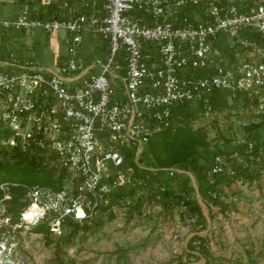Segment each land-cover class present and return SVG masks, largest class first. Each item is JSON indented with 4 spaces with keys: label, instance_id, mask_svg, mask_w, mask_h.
<instances>
[{
    "label": "built area",
    "instance_id": "1",
    "mask_svg": "<svg viewBox=\"0 0 264 264\" xmlns=\"http://www.w3.org/2000/svg\"><path fill=\"white\" fill-rule=\"evenodd\" d=\"M19 2L21 16L0 20V34L63 31L70 54L54 66L29 60L0 72V122L10 133L9 139L0 138V145L15 146L20 139L27 149L40 148L46 168L64 171L66 177L62 189L0 184V228L11 226L0 231V264H29L16 255L19 225L50 220L51 231L61 234L65 220L93 219L122 190H135L120 199L132 205L126 217L175 220V227L199 231L200 216L189 198L171 197L165 209L160 193L166 187L159 194L153 188V176L164 173L171 179L192 173L146 166L142 153L155 134L181 124L178 108L183 105L197 107L209 119L217 115L214 98L224 94L225 102L240 96L256 100L264 111V0H71L68 14L51 19L33 15L39 10L36 0ZM84 34L91 44L100 38L104 52L92 59L76 57ZM223 36L229 39V54L232 45L246 54L236 60L225 57ZM256 37L260 44L253 42ZM241 144H246L243 151L213 157L206 171L208 184L218 177L242 182L237 168H249L257 156L252 142ZM130 158L146 173L137 174ZM11 188H24L30 203L12 225L7 215ZM208 195L223 200L218 190ZM179 236L177 232L174 238Z\"/></svg>",
    "mask_w": 264,
    "mask_h": 264
},
{
    "label": "rangeland",
    "instance_id": "2",
    "mask_svg": "<svg viewBox=\"0 0 264 264\" xmlns=\"http://www.w3.org/2000/svg\"><path fill=\"white\" fill-rule=\"evenodd\" d=\"M66 36L67 34L63 31L59 32V35L42 34L39 38L40 44L33 53V58H36L38 62L40 57L47 61L50 66H54L61 56L69 57L70 51ZM104 49L105 43L100 38L97 37L95 44H91L89 36L84 34L83 43L77 50L76 57L92 59L94 53L97 54L102 50L99 52L102 54ZM231 49H234V52L228 56L232 60L246 54L245 51L237 49L234 45L231 46ZM225 65L228 64L225 63ZM8 69L9 67L5 70ZM246 101L248 100L243 96L227 98L226 109L218 112L217 115H212L209 119H205L202 115L196 116L197 119L193 122V128L196 130L207 127V138L211 144L212 153L222 147L228 150L226 142L232 148L240 145L247 138L248 128L250 124L257 121L256 118L261 110L255 105V100L252 99H249L250 104L248 106L243 107ZM4 146L7 145H0V158L11 159L10 154L2 150ZM128 151V155L130 152L132 153V150L129 149ZM129 156L132 157L131 154ZM129 161L132 163V158ZM42 163L38 168L46 167L44 162ZM29 177L34 179V185H44V182L49 179L47 173L36 175L32 172ZM241 185L240 183L239 186ZM242 187L243 189L246 188V184ZM246 191L248 192L247 195L244 193L236 199L238 202H242L245 207L251 205L250 208H254V211L248 213L245 208L243 215H256V219L250 220V225H245V230L237 229L238 236L235 235V232L231 233L228 237L230 240L228 243L221 244V247L217 245L213 250L217 257L225 256L231 258L232 261L238 259L241 264H251L244 251L245 246H247V250L252 252L253 262L264 264V246L262 245L264 210L261 211L264 197L258 196L259 193H253L249 189ZM127 211H133L132 205L128 201H119L113 210L101 211L98 215H102L103 223L98 226L93 225L92 229L86 233H80V236L66 247L60 243V240H62V235L69 234L70 229L63 232L64 234L53 233L54 235H51L46 232H34L32 228L35 225L33 224L19 225L18 228H21L22 231L17 233L16 255L29 264H61V262L63 264H179L181 262L183 264H205V258L199 259L186 255L190 232H194L189 230L188 226L175 227V220H153L148 217L129 222V216H125ZM83 223L85 224V222ZM89 224L91 225L93 222ZM177 232L180 235L179 239L174 238ZM242 232L244 235L240 237L239 233ZM248 234L249 236H247ZM212 239L216 244L221 243L219 237L218 240L215 239V236ZM226 260L221 259L218 264H227Z\"/></svg>",
    "mask_w": 264,
    "mask_h": 264
},
{
    "label": "trees",
    "instance_id": "3",
    "mask_svg": "<svg viewBox=\"0 0 264 264\" xmlns=\"http://www.w3.org/2000/svg\"><path fill=\"white\" fill-rule=\"evenodd\" d=\"M38 3V1L36 0ZM51 11H43L41 8L34 13L35 17L40 19H51V18H58L60 17L61 13H56ZM256 44H260V40L258 37L254 38ZM5 69L0 68V72L4 71ZM223 97L224 99L222 100ZM226 95L217 96L214 98V109L217 112H222L226 109L225 100ZM216 99V100H215ZM243 104V107H246L250 104L249 99H247ZM255 105L258 106V102L254 101ZM228 108V107H227ZM253 109V108H252ZM261 112V111H260ZM178 113L182 115L179 123L171 129L162 131L158 134H155L151 137L150 141L147 144V148L144 149L141 157V161L145 163L146 166L152 168H170V167H177L182 169L186 172H191L199 181V192L200 195L205 200H212L208 192L212 190H218V181H223L224 179L221 177L217 178L215 184L210 185L207 181V174L206 171L208 169V165L212 162L213 157L218 153H225L235 150L243 151L246 147V144H240L238 146L229 147V144L226 142L228 146V150L221 148L216 152L212 153L211 144H209L207 138V127H202L198 129L193 128V122L197 119L196 116L202 115L198 108L195 107L194 109H188L186 106H181L178 108ZM257 121L250 124L248 128L247 138L245 142H252L254 144V154L257 156L262 151L264 147L263 142V132H264V111L258 114ZM1 123V122H0ZM216 123V122H215ZM2 123L0 125V138L9 139L10 133L8 129L2 128ZM5 127V126H4ZM7 127V126H6ZM2 150L8 154H10L11 159L8 158H0V184L3 182H16L21 184L27 185H34V179L29 177V174L34 172L36 175L41 173H47L49 175V179L44 182V185L53 187L55 189H62L64 185V179L66 174L64 171L57 173V169H48L38 168L42 162H44L43 155L40 153V148L32 147V148H25L22 140H17L15 146L7 145L2 147ZM12 160V161H11ZM257 161V160H256ZM255 161V162H256ZM254 162V163H255ZM43 164V163H42ZM132 165L136 167V165L132 162ZM253 164V163H251ZM238 176L249 178L248 169H241L237 168ZM137 174H144L146 171H140L136 167ZM153 180L156 185L153 187L154 191L159 194L160 187L165 186L166 191L161 192V202L164 205L165 209H168L170 204V198L173 197L176 200H181L184 198H189L188 204L191 206L193 212H196L200 216L199 225L201 226V231L205 227L206 218L204 213L196 201L194 196V189L191 186V180L187 174L176 175L174 178H166L164 173L160 175L153 176ZM227 181H233L232 179L228 178ZM12 197L10 200L7 201V215L11 220V225L17 223L20 217V213L30 204L29 201L26 199V191L24 188H11ZM135 194L134 189L130 190H122L118 192L114 197H112V201L110 206H101L97 215L91 219L87 220L84 223H79L73 220H65L61 225V233L65 232L67 229H70L69 234L62 235L60 243L63 246L70 245L80 233H86L90 229H92L93 225H101L103 223V218L100 212L106 211L111 206L117 205L120 199L124 196H133ZM3 197V192L0 190V199ZM205 200V201H206ZM220 200L214 201L215 203H221ZM138 210L139 208H134ZM133 216H129V222L132 220ZM93 222V224H89ZM7 228H11V226H6L4 228H0V231L5 230ZM32 230L37 233H49L54 235L51 231V225L49 222H42L35 225ZM22 231L21 228L17 229V233ZM193 238L190 239L188 243V250L186 252L187 256H193L194 254L191 251L200 250L204 255L207 257H211L207 247L205 240L197 234ZM64 234V233H63ZM86 238V236H85ZM195 241L199 242V246L195 245ZM249 261L251 264H256L253 262V259L249 253ZM63 264V262H61ZM179 264H183L182 262ZM207 264V263H206Z\"/></svg>",
    "mask_w": 264,
    "mask_h": 264
},
{
    "label": "crops",
    "instance_id": "4",
    "mask_svg": "<svg viewBox=\"0 0 264 264\" xmlns=\"http://www.w3.org/2000/svg\"><path fill=\"white\" fill-rule=\"evenodd\" d=\"M38 9L41 8L43 11H51L56 13L68 14L70 9L71 0H37ZM220 3H252L260 0H217ZM22 4L19 0H0V20L6 21H14L17 20L21 16ZM44 34V32L33 29V30H22L19 32H2L0 34V51L3 52V57L0 60V68L6 69L10 68V65L18 62L20 65H24L29 60H36L33 58V53L36 51L39 46V38ZM58 34L59 33H52ZM50 36L51 34H46ZM64 41V39H61ZM223 50L225 51V57H229V39L226 36L222 38ZM12 55V56H11ZM67 57L61 56L60 59L56 61V65L63 62ZM37 61V60H36ZM38 61L42 62L45 65H49L47 61L38 58ZM50 66V65H49ZM83 74V73H82ZM77 75V78H80L82 75ZM83 76V75H82ZM86 78V76L79 80V83ZM78 84V82H77ZM264 139V132H263ZM264 142V140H263ZM224 143V142H223ZM264 146V145H263ZM224 148V147H222ZM226 150V149H225ZM242 169V168H241ZM244 169V168H243ZM248 169L249 178L243 177L242 182L233 181H218V191L221 193L223 200H220L221 203H215L214 201L204 200L199 192V181L193 174H187L191 180V186L194 189V196L196 201L199 203L204 216L206 218L205 227L197 232L206 242L207 250L210 254V258L202 253V251H191L193 257L202 259L205 258V264H218L222 260L227 259V264H241L238 259L235 261L228 257H217L214 254V248L218 245L221 247V244L228 243L229 235L235 232V235L238 236V230L244 229L245 225L249 224L250 220H255L256 215L252 216L251 214L243 215L244 210L246 208V212H253L254 208H250V206H243L242 202H238L236 197L243 195L244 193L248 194L246 190H251L253 193H259L258 196L264 197V147L262 151L258 155L257 161L250 165ZM245 169V170H246ZM217 181V180H216ZM238 183V185H237ZM246 184V188L243 189L242 185ZM249 185V186H247ZM248 187V188H247ZM199 193V194H198ZM246 194V195H247ZM249 196V195H248ZM248 209V210H247ZM264 210V204L261 208V211ZM251 216V217H250ZM243 225V226H241ZM250 225V224H249ZM238 229V230H237ZM245 230V229H244ZM196 232H190L189 241L191 238L195 236ZM244 235V233H239ZM215 236V239L219 237L221 241L220 244H216L213 242L212 237ZM249 236V234L247 235ZM246 236V237H247ZM241 239V238H240ZM233 240V239H232ZM189 243V242H188ZM230 243V242H229ZM213 245H215L213 247ZM262 245L264 246V238L262 241ZM264 248V247H263ZM247 246H245V254L249 259V253L252 257V252L247 250ZM196 264V263H191Z\"/></svg>",
    "mask_w": 264,
    "mask_h": 264
},
{
    "label": "bare ground",
    "instance_id": "5",
    "mask_svg": "<svg viewBox=\"0 0 264 264\" xmlns=\"http://www.w3.org/2000/svg\"><path fill=\"white\" fill-rule=\"evenodd\" d=\"M80 215H82V212L80 211Z\"/></svg>",
    "mask_w": 264,
    "mask_h": 264
}]
</instances>
